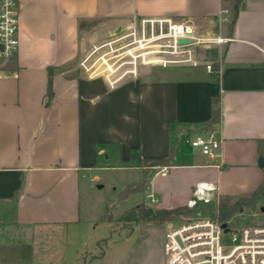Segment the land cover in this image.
Returning <instances> with one entry per match:
<instances>
[{
    "label": "crops",
    "instance_id": "obj_1",
    "mask_svg": "<svg viewBox=\"0 0 264 264\" xmlns=\"http://www.w3.org/2000/svg\"><path fill=\"white\" fill-rule=\"evenodd\" d=\"M18 1L19 49L14 65L11 58L0 65V264H166L165 233L157 242L151 226L134 224L128 241L104 245L100 237L85 249L83 186L112 158L144 170L142 189L154 193L155 208L188 205L200 182L219 199L262 185L264 0H239L225 23L223 0ZM142 15L228 39L199 45L197 66H145L115 88L88 78L80 57ZM209 129L222 139L220 156L187 158L182 137ZM123 245L125 254L110 255Z\"/></svg>",
    "mask_w": 264,
    "mask_h": 264
},
{
    "label": "built area",
    "instance_id": "obj_2",
    "mask_svg": "<svg viewBox=\"0 0 264 264\" xmlns=\"http://www.w3.org/2000/svg\"><path fill=\"white\" fill-rule=\"evenodd\" d=\"M220 14L222 23L230 20L227 9L222 8ZM19 31V1L0 0L1 58L16 55ZM227 39L201 37L192 23L169 16H133L106 38L94 42L80 57L79 66L88 78H101L109 88H115L138 77L145 66L200 65L199 45ZM205 66L209 71L214 69L212 63ZM187 141L209 158L220 156L222 139L213 129L193 135ZM214 189L206 182L196 184L188 206L194 207L199 199L208 200V192ZM147 197L149 205L157 203L154 193H147ZM226 223L223 227L220 220L200 215L169 226L165 232L166 264H264V225L232 229Z\"/></svg>",
    "mask_w": 264,
    "mask_h": 264
},
{
    "label": "rangeland",
    "instance_id": "obj_3",
    "mask_svg": "<svg viewBox=\"0 0 264 264\" xmlns=\"http://www.w3.org/2000/svg\"><path fill=\"white\" fill-rule=\"evenodd\" d=\"M53 20L54 18L50 19L47 25H52ZM40 48L42 47L40 46ZM10 60H13V58ZM4 61L6 59L0 57V65ZM192 137L191 135L182 137L181 146L183 147L184 155L190 158L193 154L196 155L198 153L207 157L202 154L199 148L193 147L187 141V138L190 139ZM107 165L108 167L90 171L83 186L85 189L83 199L84 225L87 226L89 224L88 218L91 220V227L86 240L87 245L85 246L88 251L96 249L95 241L100 237H106L104 241L107 243L104 245H109V243L121 239H123V242L128 241L130 227L134 224L153 227L152 234L154 232L155 241L158 242L169 226L178 224L185 218L203 215L220 220L218 212L220 200L214 193H211L208 200L199 199L197 204L191 207L190 212L176 219L163 223L147 220L127 221L124 219V214L129 209L139 202H144L147 205L150 203L143 189L139 185H135L143 177L144 170L138 167L136 163L120 162L115 158L110 159ZM262 169L264 171V167ZM99 184L103 186L99 187ZM262 184H264V179ZM155 206L156 204L152 207L155 209ZM235 216H238V218H235ZM226 222L232 229L242 226L264 225V196L253 207L245 206L237 209L233 217L227 219ZM225 241L228 242L229 240L226 239ZM109 247L112 248L111 245ZM105 249L107 248L105 247ZM111 250L109 251L110 255L117 252L121 256L129 250V245H123L118 250L116 248Z\"/></svg>",
    "mask_w": 264,
    "mask_h": 264
},
{
    "label": "trees",
    "instance_id": "obj_4",
    "mask_svg": "<svg viewBox=\"0 0 264 264\" xmlns=\"http://www.w3.org/2000/svg\"><path fill=\"white\" fill-rule=\"evenodd\" d=\"M238 1L239 0H223L222 8L227 9L229 13V17L236 15L238 10ZM9 66L14 65V61L10 60L8 62ZM50 87V86H49ZM216 103H219V98H216ZM220 110L219 107L214 109V120L219 118ZM164 159H142V165H157L165 163ZM147 171V170H146ZM146 179H142L139 182L135 183V185H139L140 188H143ZM131 189V188H130ZM264 196V184H262L259 188L254 190L249 195L240 196L235 200L229 197H221L219 200V217L221 222H226L227 219L232 218L234 212L245 206L253 207L262 197ZM191 211V207L188 205H180L177 207H161V208H153L150 205L145 204L144 202H139L131 209H129L124 214V219L127 221H154L158 223H163L168 220H173L182 216Z\"/></svg>",
    "mask_w": 264,
    "mask_h": 264
},
{
    "label": "water",
    "instance_id": "obj_5",
    "mask_svg": "<svg viewBox=\"0 0 264 264\" xmlns=\"http://www.w3.org/2000/svg\"><path fill=\"white\" fill-rule=\"evenodd\" d=\"M237 11H238V10H237ZM181 41H182V42H188L189 40H187V39H181ZM258 164H259L260 167H263V166H264V155H260V156H259ZM235 218H238V216H235ZM222 226H223V227H226V226H227V223L224 222V223L222 224Z\"/></svg>",
    "mask_w": 264,
    "mask_h": 264
}]
</instances>
